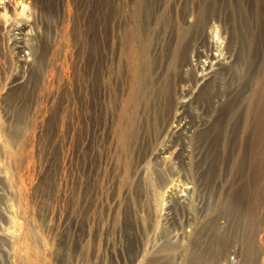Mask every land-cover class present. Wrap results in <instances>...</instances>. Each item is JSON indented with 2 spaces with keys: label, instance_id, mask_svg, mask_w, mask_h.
<instances>
[{
  "label": "rangeland",
  "instance_id": "1",
  "mask_svg": "<svg viewBox=\"0 0 264 264\" xmlns=\"http://www.w3.org/2000/svg\"><path fill=\"white\" fill-rule=\"evenodd\" d=\"M249 246L264 264V0H0V264Z\"/></svg>",
  "mask_w": 264,
  "mask_h": 264
},
{
  "label": "bare ground",
  "instance_id": "2",
  "mask_svg": "<svg viewBox=\"0 0 264 264\" xmlns=\"http://www.w3.org/2000/svg\"><path fill=\"white\" fill-rule=\"evenodd\" d=\"M139 69L138 67L134 66L133 65V72L135 74V78H136V81H135V88L131 94V101L134 99L135 95L137 94L138 92V87H139V83H140V73L138 72ZM251 107V106H250ZM248 125V124H247ZM131 133H129L128 135H126V138H130V135ZM232 206V205H231ZM251 220V219H250ZM222 242V241H221ZM250 244V243H249ZM220 249V248H219ZM245 253V251H244ZM255 250H254V247L253 246H249L247 248V251H246V257H245V264H254L255 262ZM241 258V257H240ZM241 261V260H240ZM240 264V263H239Z\"/></svg>",
  "mask_w": 264,
  "mask_h": 264
}]
</instances>
